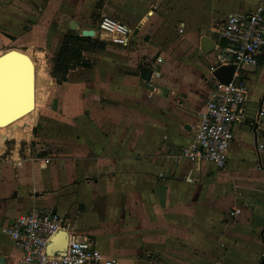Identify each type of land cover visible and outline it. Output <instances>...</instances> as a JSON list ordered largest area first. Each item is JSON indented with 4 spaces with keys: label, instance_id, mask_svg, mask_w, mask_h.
Masks as SVG:
<instances>
[{
    "label": "crops",
    "instance_id": "1",
    "mask_svg": "<svg viewBox=\"0 0 264 264\" xmlns=\"http://www.w3.org/2000/svg\"><path fill=\"white\" fill-rule=\"evenodd\" d=\"M164 1L0 0V54L48 55L51 66L64 34L96 35L93 12L132 30L126 45L81 44L89 66L70 68L62 81L53 76L39 124L29 118L36 103L0 127L3 264L22 257L6 227L39 207L68 215L72 232L112 264H264V58L245 72V116L234 125L226 165L179 155L205 110L215 21L264 0H169L170 13L159 14ZM20 123L27 133L45 125L55 134L50 157L5 155L7 142L24 134Z\"/></svg>",
    "mask_w": 264,
    "mask_h": 264
},
{
    "label": "built area",
    "instance_id": "2",
    "mask_svg": "<svg viewBox=\"0 0 264 264\" xmlns=\"http://www.w3.org/2000/svg\"><path fill=\"white\" fill-rule=\"evenodd\" d=\"M99 28L121 45H126L131 28L108 15L99 17ZM181 32V29H179ZM214 34L215 63L233 65L227 83L220 82L213 74L205 100V110L193 127L189 142L179 148V155L190 161L206 160L217 168L227 162V150L233 141L236 121L245 116L243 105L247 96L245 72L248 66H256L264 58V6L244 13L232 12L212 28ZM162 57L156 55L153 64ZM155 90L151 78L147 80ZM252 117L249 124L255 125ZM20 161H17L19 164ZM235 210L229 212L233 215ZM12 243L22 251L18 264H112L114 259H104L100 251L87 237H79L71 230V218L54 208L34 209L21 213L5 229ZM63 232L65 247L57 253V234ZM49 248H51V253Z\"/></svg>",
    "mask_w": 264,
    "mask_h": 264
},
{
    "label": "rangeland",
    "instance_id": "3",
    "mask_svg": "<svg viewBox=\"0 0 264 264\" xmlns=\"http://www.w3.org/2000/svg\"><path fill=\"white\" fill-rule=\"evenodd\" d=\"M168 2H169V0L161 2L163 9L159 10V12H158L159 14L166 13V12L170 13L169 11H167L168 10L167 8L171 7ZM153 5H155L157 8L158 2L153 4ZM90 20L92 21L94 28H96V35H94V36L91 35L92 37H90V40L82 42V44L92 45L94 43H97L99 45H103V44L108 45L109 43H115L116 42L112 39V37L110 35H108L107 33H105L104 31H102L99 28V24H98L99 14H96L93 12ZM222 20L223 19H221L219 21H215L214 25L218 24ZM146 37H148V35ZM144 40H147V38L144 37ZM116 43H118V42H116ZM102 54H104V53H101L100 55H97V54H95V55L89 54V55L92 58H94V60H96V59L101 58V57H106V55L103 56ZM31 58H32V60L34 62V66H35V77H36L35 89H36V95H37L36 96L37 106H36V109L30 114L29 118H33L35 121L37 119V121H36V125H37V124H39V122H41L40 121L41 119L39 118V116H37L36 113L44 105L51 104L49 99H50V94H51V90H50L51 85L54 82V78H53L54 73L52 71V66H51L52 62H49V60H48L49 56L48 55L46 56L47 59H45V58H43V55L31 53ZM51 59L53 60L54 57L52 56ZM56 81H59L58 78H56ZM25 126L26 125L23 126L21 123L19 124L18 130H22V133H24V134H22V136H20L21 138L17 139L16 141L9 140L7 142L5 155L6 154L11 155L12 151H10V150L16 149V152L20 155H27V153H30L31 155H35L38 153L43 157H47V156L50 157V154L53 153V151H52L53 147L52 148L50 147L49 139L52 138V140H54L55 134L54 133L50 134V131L46 130L45 125L44 126H39V125L33 126L35 128H33V130H31L27 133L25 130ZM23 139H25V140H23ZM36 144H38V145H36ZM39 208H42V207H39ZM39 208H37V209H39ZM58 212L61 213L60 211H58ZM147 259L149 260L150 258L148 257ZM151 264H156V263H155V261H152Z\"/></svg>",
    "mask_w": 264,
    "mask_h": 264
},
{
    "label": "bare ground",
    "instance_id": "4",
    "mask_svg": "<svg viewBox=\"0 0 264 264\" xmlns=\"http://www.w3.org/2000/svg\"><path fill=\"white\" fill-rule=\"evenodd\" d=\"M18 52L22 53L25 59L15 56L0 60V127L7 124L3 123L5 121L2 119L13 118L11 120L13 122L25 113L33 111L37 103L34 62L28 54ZM55 241L56 248L63 250L65 247L63 232L57 234ZM49 250L51 253V248Z\"/></svg>",
    "mask_w": 264,
    "mask_h": 264
},
{
    "label": "trees",
    "instance_id": "5",
    "mask_svg": "<svg viewBox=\"0 0 264 264\" xmlns=\"http://www.w3.org/2000/svg\"><path fill=\"white\" fill-rule=\"evenodd\" d=\"M90 40V37L78 33L67 32L63 36L62 44L54 58L52 71L59 81L65 79V75L70 68L77 65L89 66V61L83 58L80 50L82 42ZM60 75H59V74ZM144 76H146L144 74Z\"/></svg>",
    "mask_w": 264,
    "mask_h": 264
},
{
    "label": "water",
    "instance_id": "6",
    "mask_svg": "<svg viewBox=\"0 0 264 264\" xmlns=\"http://www.w3.org/2000/svg\"><path fill=\"white\" fill-rule=\"evenodd\" d=\"M94 33V31L92 29H83L81 31V35H84V36H90ZM201 47L204 51H209L212 49L213 47V42L212 40L207 37V36H204L202 37L201 39ZM20 57L21 59H23L25 56L14 50V49H9L3 53L0 54V60H2L3 58H6V57ZM25 59V58H24ZM233 65H222V66H219L217 67L216 69L213 70L212 74L220 81V82H223V83H227L231 77V74L233 72ZM19 114L22 113V112H18ZM8 118L6 119H2V121H5L3 123H10L11 120L13 118ZM7 121V122H6ZM57 253H60L62 252V250H56ZM3 257L0 256V264H3Z\"/></svg>",
    "mask_w": 264,
    "mask_h": 264
}]
</instances>
